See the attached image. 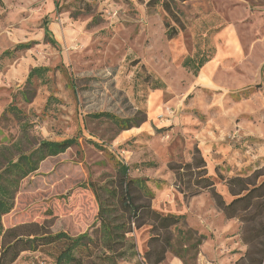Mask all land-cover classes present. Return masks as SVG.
Returning <instances> with one entry per match:
<instances>
[{"label": "rangeland", "instance_id": "1", "mask_svg": "<svg viewBox=\"0 0 264 264\" xmlns=\"http://www.w3.org/2000/svg\"><path fill=\"white\" fill-rule=\"evenodd\" d=\"M170 28L176 34L168 39ZM27 43L29 49L13 51ZM190 57L208 60L197 78L182 67ZM263 66L264 0H0V168L39 141L78 142L21 181L12 210L1 217L0 264H53L55 248L30 251L18 243L58 232L89 234L93 259L84 264H108L96 193L109 200L101 188L114 185V162L153 193L140 203L184 216L181 236L173 232L182 258L167 252L160 264H242L240 223L224 219L206 192L184 199L167 166L190 162L204 139L230 158L222 171L249 175L264 167L257 160L264 154ZM37 67L48 71L29 87ZM158 80L164 86L155 89ZM97 113L145 122L120 131L91 117ZM214 182L228 202L224 183ZM199 235L201 243L188 248ZM149 238L148 225L134 228L128 255L116 264H146Z\"/></svg>", "mask_w": 264, "mask_h": 264}, {"label": "trees", "instance_id": "2", "mask_svg": "<svg viewBox=\"0 0 264 264\" xmlns=\"http://www.w3.org/2000/svg\"><path fill=\"white\" fill-rule=\"evenodd\" d=\"M161 6L166 13L173 17L169 5L161 1ZM175 19V18H174ZM46 23L44 26L46 27ZM176 34L174 28L166 31V37L171 39ZM30 44H19L13 51L27 50ZM207 59L186 58L182 67L186 68L193 76L207 63ZM47 68L37 67L30 70L26 84L31 86L33 78H43ZM264 71V66L262 67ZM157 81V79L155 80ZM154 88H162L164 85L158 80ZM30 90L22 92L24 100L28 99ZM8 111L20 117L19 110L9 108ZM91 117L95 119L104 118L112 122L120 131L138 127L145 122L142 116L139 120L119 119L109 113H97ZM22 126L21 132L25 134ZM76 138L63 141H39L30 151H20L14 157L5 159V164L0 168V237L3 233L1 217L8 214L14 203L15 195L23 179L38 170L39 165L49 157H55L73 146H77ZM20 149V148H18ZM117 178L111 188L102 187L106 198L99 200L96 222L99 225V243L103 251V259L108 264H116L117 260L127 257L129 250L128 235L133 229L144 225L150 227V238L148 240V251L144 261L150 264H160L165 259L167 252H175L173 248V232L181 236L179 226L184 225V216L172 214L162 215L153 210L148 203H140V200L149 202L153 199L144 180L128 177V167L120 162H114ZM168 170L174 175L175 185L184 199L196 197L202 193H208L216 208L222 213L224 219H236L240 223V240L246 246L243 256L240 258L242 264H264V167L255 169L251 174L237 173L231 177H225L217 172V179L224 183L231 199L228 202L215 190L214 180L208 176L206 163L199 149L194 146L190 152V162L181 164H168ZM217 171V170H216ZM111 202H108L110 201ZM120 212L119 218H114L113 213ZM190 232H192L190 230ZM186 237V235H185ZM204 237L199 235L196 242L189 247H197ZM93 240L87 233L71 237L64 232L42 237H31L20 240L18 243L30 251L38 248L53 247L57 250L53 264H84L85 261L93 259V250L90 245ZM182 258L178 252L174 253Z\"/></svg>", "mask_w": 264, "mask_h": 264}, {"label": "crops", "instance_id": "3", "mask_svg": "<svg viewBox=\"0 0 264 264\" xmlns=\"http://www.w3.org/2000/svg\"><path fill=\"white\" fill-rule=\"evenodd\" d=\"M205 64L203 65V67L205 66ZM197 76H198V74L195 76V78H197ZM249 133H251V136H253V137H256V138H260L261 137L260 136L261 134H259L258 132H255V131L252 132V131H250ZM249 133H247V135H250ZM242 134H243V132H242ZM262 136L264 138V135L263 134H262ZM203 140L204 139H199V142L196 143V147L201 152V155H202V157H203V159H204V161L206 163V169H207L208 176H210L214 180L215 177L217 178V172H219L222 175L224 173H226L227 174V177H231L234 174V173L232 174V172H233L232 170L222 171L221 168H220L221 166L225 165L226 163H230L229 162V161H231L230 158L228 156H225L224 154H222L221 156L219 154H216L218 152L214 151L215 150L214 144L207 145V144H205L203 142ZM262 155H264V154L261 153V156H257V160L263 161L264 156H262ZM251 165H254V164H251ZM251 165H248L246 167H251ZM254 166H256V165H254ZM246 167H244L243 170L246 169ZM241 171L242 170H236L235 171L236 172L235 174H237V173H239ZM221 187H222V188H220L221 194L222 193H225L224 187L223 186H221Z\"/></svg>", "mask_w": 264, "mask_h": 264}]
</instances>
